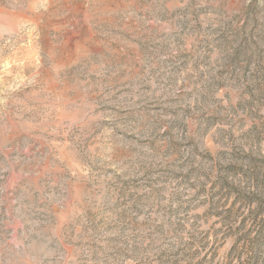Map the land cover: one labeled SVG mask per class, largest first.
<instances>
[{
	"label": "rangeland",
	"instance_id": "rangeland-1",
	"mask_svg": "<svg viewBox=\"0 0 264 264\" xmlns=\"http://www.w3.org/2000/svg\"><path fill=\"white\" fill-rule=\"evenodd\" d=\"M0 264H264V0H0Z\"/></svg>",
	"mask_w": 264,
	"mask_h": 264
}]
</instances>
